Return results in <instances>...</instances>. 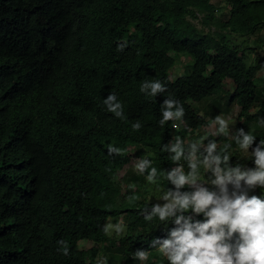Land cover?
<instances>
[{
    "label": "trees",
    "instance_id": "trees-1",
    "mask_svg": "<svg viewBox=\"0 0 264 264\" xmlns=\"http://www.w3.org/2000/svg\"><path fill=\"white\" fill-rule=\"evenodd\" d=\"M263 29L264 0H0V264H96L80 241L99 245L108 262L141 264L136 248L167 238L174 225L145 220L141 210L152 203L120 194L117 172L131 151L152 161L164 191L174 189L165 177L177 166L189 171V147L174 161L171 143L206 126L193 105L217 92L238 108L243 128L256 130L255 148L264 139ZM252 37L247 64L234 41ZM179 56L187 62L170 79ZM157 79L164 93L141 92ZM109 93L121 117L105 106ZM166 98L184 116L161 126ZM109 145L123 154L110 156ZM204 155L198 149V160ZM240 163L229 156V166ZM200 172L212 190L211 171ZM261 189L252 193L264 199ZM122 213L114 245L104 227Z\"/></svg>",
    "mask_w": 264,
    "mask_h": 264
},
{
    "label": "clouds",
    "instance_id": "clouds-1",
    "mask_svg": "<svg viewBox=\"0 0 264 264\" xmlns=\"http://www.w3.org/2000/svg\"><path fill=\"white\" fill-rule=\"evenodd\" d=\"M165 91L164 84L158 79L145 80L141 85V92L153 97ZM104 104L116 117L123 115L122 104L114 93H109ZM161 113L160 125L163 126L167 121L183 117L184 108L178 101L166 98ZM214 123L219 125V133H226L228 122L222 116H216ZM133 128L139 129L141 124L137 122ZM256 137L251 131L245 133L241 128L235 139L239 149L246 152ZM199 143L189 145L187 173L183 166L167 173L165 178L174 185V189L162 193L161 199L165 203L150 204V211L149 207L141 210L145 220L152 221L155 217L160 222L171 221L174 227L168 230L167 238H153L148 248L143 245L136 248L134 258L148 260V250L159 243L158 251L169 264H264V199L249 195L257 187L264 188V139H260L252 150L254 167L247 168L229 166V155L216 154V142H209L205 148L206 155L198 160ZM228 147L230 145H225V149ZM170 151L175 154L172 157L174 161L184 157L179 137ZM108 154L120 156L123 150L109 145ZM151 165V160L139 159L135 166L140 173L147 172L149 183H155L157 169ZM200 165L206 171L210 170L214 177L212 190L200 182ZM185 186L191 190L181 191ZM201 216L203 219H198ZM111 230L120 234L124 225L122 222L105 225L106 234ZM58 243L63 254L68 255L66 242L60 240ZM104 259L106 261L107 258Z\"/></svg>",
    "mask_w": 264,
    "mask_h": 264
},
{
    "label": "rangeland",
    "instance_id": "rangeland-1",
    "mask_svg": "<svg viewBox=\"0 0 264 264\" xmlns=\"http://www.w3.org/2000/svg\"><path fill=\"white\" fill-rule=\"evenodd\" d=\"M227 8L224 5H219L218 11L216 15L219 13V17H222L221 15L226 13ZM194 25L199 28L198 22L193 21ZM261 36H264V29L260 33ZM252 38L245 41L241 38H237L234 41V44L236 46H239V50L241 51L242 55L244 56L245 62L247 64L252 63V52L250 49L255 46L252 44ZM264 39V38H263ZM260 50L264 53V40L259 45ZM187 62V59H185L182 56H179L176 58V61L173 65V68L169 72V78L173 79L176 77L181 71L185 63ZM258 78H264V71L258 73ZM227 89H230L228 86ZM226 106V107H225ZM193 109L196 111V113L200 116H202L206 122L205 127H201L198 130H192L189 131L183 139L182 144L189 147V145L193 142L200 141L198 144V149H205L207 144L209 142H216L217 149L220 153H222L225 149V145H230L227 149V155L230 157H234L237 160H241V163L239 166L242 168H247L248 164H253L254 156L252 154V146L245 152L241 149H239L237 143H236V137L238 136L239 130L243 128L241 125V121L237 120V112L238 108L235 106L234 103L227 104L226 98L223 96L221 92H217L216 94L202 99L197 104L193 105ZM224 111V112H221ZM255 111V108L251 110V113ZM216 116H222L227 122H228V129L226 133H219L218 128L219 125L215 124V118ZM245 133L251 131L253 134H255L256 130L253 128L252 125L248 124L245 128H243ZM235 141V142H234ZM176 143L174 140L171 143V147ZM232 145V146H231ZM190 152V147L187 149V153ZM129 156V162L127 165L122 167L120 171L116 174V181L119 182L120 187V194H131L134 196L136 203H140L143 201H146L147 203L156 204L159 203L163 205L165 201L161 199L162 193L164 190L158 183V181H155V183H149L147 179H144V181H141L139 177H141V173L137 170L136 164L138 163V158L132 155L131 151L128 152ZM203 171H206L203 167V165L200 166ZM199 168V172H200ZM201 175V183L204 184V180ZM128 190V191H126ZM264 190V189H261ZM253 190L249 192V195H253ZM120 200H128L127 197L123 198L120 197ZM124 216V217H123ZM125 215L122 213L118 215L115 218L109 219L107 224H113L115 225L118 222H122L125 226ZM124 231L120 234H117L115 230H111L108 234L111 242L116 245V239L123 235ZM78 247L82 250L90 252L93 256V260L96 264H119L118 260L115 258V260H112L111 262H108L107 259L105 261V257L107 256V253L102 250V248L99 245H94L90 242L80 241L78 242ZM107 258V257H106ZM141 264H169L166 257H164L162 254L159 253V251H155L149 255V259L146 261H140Z\"/></svg>",
    "mask_w": 264,
    "mask_h": 264
}]
</instances>
